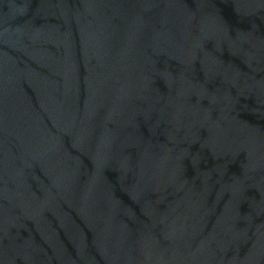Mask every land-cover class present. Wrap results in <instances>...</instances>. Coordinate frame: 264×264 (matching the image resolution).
Listing matches in <instances>:
<instances>
[{
  "label": "water",
  "instance_id": "95a60500",
  "mask_svg": "<svg viewBox=\"0 0 264 264\" xmlns=\"http://www.w3.org/2000/svg\"><path fill=\"white\" fill-rule=\"evenodd\" d=\"M0 264H264V0H0Z\"/></svg>",
  "mask_w": 264,
  "mask_h": 264
}]
</instances>
